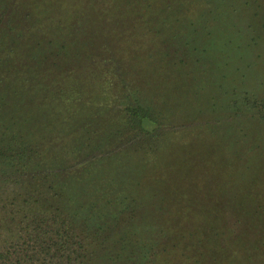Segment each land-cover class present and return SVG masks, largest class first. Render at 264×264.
Masks as SVG:
<instances>
[{
    "label": "rangeland",
    "instance_id": "obj_1",
    "mask_svg": "<svg viewBox=\"0 0 264 264\" xmlns=\"http://www.w3.org/2000/svg\"><path fill=\"white\" fill-rule=\"evenodd\" d=\"M39 230L27 263L264 264V0H0V250Z\"/></svg>",
    "mask_w": 264,
    "mask_h": 264
},
{
    "label": "trees",
    "instance_id": "obj_2",
    "mask_svg": "<svg viewBox=\"0 0 264 264\" xmlns=\"http://www.w3.org/2000/svg\"><path fill=\"white\" fill-rule=\"evenodd\" d=\"M151 125H153V123H151ZM228 176H229V174L226 177H228ZM39 225H41V224L39 223ZM59 225H66V228H68V224L67 223H61ZM38 229H40V228H38ZM45 233H47V232H44L43 230H39L38 232L37 231H33V235L29 236V238L31 240L34 239L32 245H28V241H26V240H21V241H15V243H12V244H10V245H8L6 247L3 246L4 248L2 250H0V264H37L35 262L27 263L28 258H26L27 257L26 253L30 252L29 248H31V249L35 248V252L37 251L36 245H35L36 244L35 236H36V238H38L41 246H44V245L48 244V239H47L48 237L45 238V236H44ZM61 234H63V233L62 232H58V235H56V236H58V239H59V235H61ZM71 237H72V235H70L68 231H65V236H63V238L66 241L69 242L70 239L72 241ZM219 239L222 240L223 244L226 243L227 239H222L220 236H219ZM259 239H260V237H257L256 239H251V240H252V242L258 243ZM73 241H75V240H73ZM260 241H262V239H260ZM76 243L80 244V241H77V242L75 241V244ZM164 243L165 244L167 243L166 239L164 240Z\"/></svg>",
    "mask_w": 264,
    "mask_h": 264
}]
</instances>
